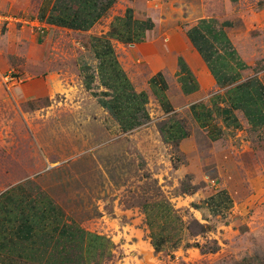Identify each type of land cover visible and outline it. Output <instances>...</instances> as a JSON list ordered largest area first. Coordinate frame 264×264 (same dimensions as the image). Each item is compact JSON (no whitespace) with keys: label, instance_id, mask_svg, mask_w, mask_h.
<instances>
[{"label":"rangeland","instance_id":"1","mask_svg":"<svg viewBox=\"0 0 264 264\" xmlns=\"http://www.w3.org/2000/svg\"><path fill=\"white\" fill-rule=\"evenodd\" d=\"M263 2L253 6L263 8ZM14 27L9 25L0 45V194L14 184L6 175L43 177L38 186L25 183L16 193L23 205L30 204L22 218L32 228L29 237L10 243L16 247L6 244L20 222V205L8 203L10 192L0 197V245L20 252L0 254V264H264V145L203 144L202 159H194L191 169L204 183L192 185L187 174L170 177L168 155L172 167L182 162L175 147L164 153L148 140L143 160L133 148L135 138L96 135L91 104L77 87L70 95L41 94L31 83L34 48ZM19 79L26 82L23 90ZM205 184L221 186L227 196L209 202L212 193L206 190L193 195ZM161 199L176 207L184 224L159 231L167 241L156 252L140 210L141 204ZM160 211L154 219L158 227L164 218L170 222ZM194 221L204 232L195 234ZM78 230L103 240L95 242Z\"/></svg>","mask_w":264,"mask_h":264},{"label":"crops","instance_id":"2","mask_svg":"<svg viewBox=\"0 0 264 264\" xmlns=\"http://www.w3.org/2000/svg\"><path fill=\"white\" fill-rule=\"evenodd\" d=\"M255 2L0 0V11L26 22L14 29L19 37L25 32L34 48L31 83L41 94L70 95L77 87L91 104L97 136L135 138L133 148L143 160L148 140L162 146L164 153L175 147L182 162L172 167L168 155L169 176L187 174L195 185L204 183L191 169L202 159L203 144L219 149L264 145V7L255 8ZM18 86L23 90L26 82L19 79ZM17 174L6 175L14 184L0 197L11 193L13 199L6 200L20 205L19 221L30 212V204L23 205L25 200L16 193L25 183L37 185L43 174ZM205 190L212 193L209 202L227 196L221 186L212 189L206 184L193 195ZM155 201L144 203L140 211L149 241L165 240L161 248L167 239L159 231L184 223L168 200ZM3 202L0 198V205ZM158 208L170 215V222L164 218L161 227L154 223L161 215ZM19 225L11 229L7 246H17L10 243L20 237ZM0 247L2 255L20 253L3 250L5 243Z\"/></svg>","mask_w":264,"mask_h":264},{"label":"trees","instance_id":"3","mask_svg":"<svg viewBox=\"0 0 264 264\" xmlns=\"http://www.w3.org/2000/svg\"><path fill=\"white\" fill-rule=\"evenodd\" d=\"M143 204H141V206H142ZM27 214H29V212H27ZM27 215H22V217H26ZM22 217H20V223L21 224H23V225H19V231H18V234H20V237L21 238H27V237H23V235H25V234H27V233H30V231L32 230V228L29 226H26L25 225V219L24 218H22ZM31 218V217H30ZM27 219V218H26ZM194 223V225L198 228V231L195 233V234H199V233H201V232H204V229L201 227V225H199L197 222H193ZM60 233H61V235H63V234H66L65 233V230H61L60 231ZM78 233L80 234V235H84V236H86L87 238H90V239H92V240H94L95 242H97V241H100V240H103V238L102 237H100V236H97V235H94V234H92V233H88V232H84V231H82V230H78ZM31 234V233H30ZM165 240L163 239V238H157V239H155V238H153V237H151L150 238V245H151V247H152V249L154 250V251H156V252H158V251H160V244H162L163 242H164ZM96 247H98V245H95L94 244V248H96ZM90 248H92L91 246H90Z\"/></svg>","mask_w":264,"mask_h":264},{"label":"built area","instance_id":"4","mask_svg":"<svg viewBox=\"0 0 264 264\" xmlns=\"http://www.w3.org/2000/svg\"><path fill=\"white\" fill-rule=\"evenodd\" d=\"M21 24H26V22L23 19L17 17L16 15L10 16L0 11V45L5 33L9 28V25H12L14 27V25Z\"/></svg>","mask_w":264,"mask_h":264}]
</instances>
